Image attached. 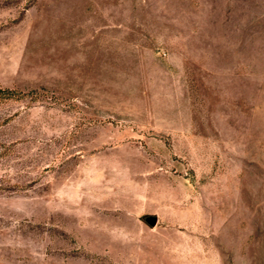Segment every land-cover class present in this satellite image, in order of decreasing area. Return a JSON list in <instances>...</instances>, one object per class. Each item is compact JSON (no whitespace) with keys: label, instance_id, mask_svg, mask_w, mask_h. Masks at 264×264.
Returning a JSON list of instances; mask_svg holds the SVG:
<instances>
[{"label":"rangeland","instance_id":"obj_1","mask_svg":"<svg viewBox=\"0 0 264 264\" xmlns=\"http://www.w3.org/2000/svg\"><path fill=\"white\" fill-rule=\"evenodd\" d=\"M0 264H264V0H0Z\"/></svg>","mask_w":264,"mask_h":264},{"label":"water","instance_id":"obj_2","mask_svg":"<svg viewBox=\"0 0 264 264\" xmlns=\"http://www.w3.org/2000/svg\"><path fill=\"white\" fill-rule=\"evenodd\" d=\"M145 222L147 224H149L150 226L155 225L156 221H157V217L154 215H148L144 218Z\"/></svg>","mask_w":264,"mask_h":264}]
</instances>
